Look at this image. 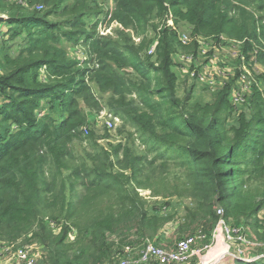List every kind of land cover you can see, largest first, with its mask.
I'll use <instances>...</instances> for the list:
<instances>
[{"label":"trees","instance_id":"obj_1","mask_svg":"<svg viewBox=\"0 0 264 264\" xmlns=\"http://www.w3.org/2000/svg\"><path fill=\"white\" fill-rule=\"evenodd\" d=\"M103 2L0 0V243L39 246L41 264H117L121 239L110 237L159 243L175 220L161 211L177 205L148 203L138 190L189 201L179 240L200 229L207 244L219 207L264 243V0ZM148 32L157 38L151 56ZM197 38L239 42L246 63L255 56L262 71L252 72L244 103L230 100L235 78L214 92L203 85L207 100L195 97L197 82L178 95L173 58L197 55ZM70 45L95 59L72 61ZM124 69L133 78L117 74ZM89 83L111 92L106 105L134 130H118L126 144L106 148L97 143L106 135H83L87 109H100ZM170 165L179 168L171 180Z\"/></svg>","mask_w":264,"mask_h":264},{"label":"built area","instance_id":"obj_2","mask_svg":"<svg viewBox=\"0 0 264 264\" xmlns=\"http://www.w3.org/2000/svg\"><path fill=\"white\" fill-rule=\"evenodd\" d=\"M10 2H16L18 5L25 6L26 0H8ZM37 11H41L43 6H36ZM166 25L172 26L171 19L166 20ZM161 26L158 28V31ZM1 39V35H0ZM191 38L188 35L180 34V42L182 45H188ZM198 52L197 55H187V54H176L175 63L180 71L181 78L184 80L195 81L198 84L207 86L211 92L220 89L228 80L235 78L233 91L231 92L230 100L234 106H239L245 102V95L249 90L251 85L252 72L257 74V71L261 66L256 62L255 56L249 62L246 63L245 57L239 51H226V60L240 59V63L235 67L221 66L222 58L218 53L221 45H224L228 41L233 46L238 45L240 48V43L236 41H229L224 38H220L218 41L197 38ZM157 44V38L155 34L152 36V42L148 47L146 53L148 56L154 54V49ZM222 50V49H221ZM2 69L0 67V74ZM98 119H102L105 128L110 131L119 123V117L111 114L100 113ZM84 134H88V128L85 126L82 128ZM141 190H138L141 196ZM142 197V196H141ZM144 198V197H143ZM146 199V198H144ZM217 223L212 232L210 241L200 247L198 244L205 240V235L198 229L192 234H187L182 239L178 240L172 248L159 247L149 240L142 241L138 248L126 245L119 249L116 253V258L118 259L117 264H186L189 262L190 258L193 256H200V252H209L212 247L218 244L219 238L221 237L223 243L230 242L234 239V236L241 234L238 240L243 244L253 246V252L261 246L257 245L247 238L243 233L241 227H233L230 221L224 217V209L216 208ZM260 224L264 227V213L259 216ZM49 228L53 233H58L60 227L53 222H49ZM243 236V237H242ZM248 240H246V239ZM254 238V237H252ZM255 239V238H254ZM256 240V239H255ZM114 243L119 241L113 240ZM17 243H0V262L6 261L10 264H39V260L42 259L43 254L38 253L32 247L28 245L19 246ZM28 246V247H27ZM32 246V245H30ZM35 246V245H34ZM40 248V247H39ZM138 251V257L136 260H132V254ZM241 252L238 251V256L233 257L237 261L253 262L254 260L244 259L241 257ZM232 256L230 252V246H228L225 256Z\"/></svg>","mask_w":264,"mask_h":264},{"label":"rangeland","instance_id":"obj_3","mask_svg":"<svg viewBox=\"0 0 264 264\" xmlns=\"http://www.w3.org/2000/svg\"><path fill=\"white\" fill-rule=\"evenodd\" d=\"M108 2H110V0H108ZM105 2H103V0H99V4H104ZM35 6V5H34ZM30 7L29 6V10H36L37 8L36 6L34 7ZM105 8H107V4L105 3ZM93 20L88 21V23H92ZM5 26L6 24L4 22H0V30L2 29V31H5ZM187 30L186 26H181L180 27V31L181 34L182 32H185ZM153 32H148V36L152 37L153 36ZM130 36H132V33H130ZM141 39V36L139 37H134V41H138ZM224 45H221L220 50H219V55L222 58V63H220L221 66H227V67H235L236 65H238V60L235 59L233 60H226V51H239L241 48H239V46L237 45H232L231 43H228L224 41ZM222 49V50H221ZM67 56L69 59H71L72 61H77L79 64L85 63L86 61H88L90 58L95 59L94 57H87L86 56V51L84 50L83 47L81 46H74V45H70L67 48ZM80 67H84V65H79ZM90 66H93V63H90ZM176 66V64H175ZM172 72L174 73H178L177 68L173 67ZM262 71V69L260 68L257 73H260ZM119 76H121L124 79H129V78H133L132 77V70L131 69H124L121 70L117 73ZM179 90H178V95L182 96L184 94V90L185 89H189L191 88L192 82L195 81H189L187 80V83L179 80ZM196 83V82H195ZM90 87H91V92L93 93V95L95 97H97L99 99L98 105L100 107V109H93V111H90L89 108L87 109V113H88V123H87V128L88 131L90 130L96 137H105V135L108 137V139H101L98 140V144L102 145L103 147L108 148L109 145H117L118 143H121L122 145L127 143V138L125 134H121L118 135V130H123L127 133H132L134 130L128 126L125 125L124 122L122 121V118L119 117V123L110 131H108L105 128V124L103 122L102 119H98V117L100 116V113L103 112L104 114L108 115H114L111 112V109L106 105V103L109 100V96L111 95V92H106V93H100L96 86L92 83H89ZM195 86V91H194V95L195 97L198 98H202L203 100H207V93L203 91V95H202V89H204L201 84H196L193 85ZM206 91V90H205ZM118 98V95H115ZM127 100H129V98H127ZM124 128V129H123ZM84 136H87L86 134L83 133ZM135 140L134 145L137 151H143L144 148L140 147L138 140H136V138H133ZM130 142V141H129ZM87 148V143H83V147H78V153H82L83 150ZM154 155V153H152L150 155V158H152ZM175 171H179V168L176 167L175 165H170L167 168V176L168 179L171 180L173 178V174L175 173ZM142 191V190H141ZM151 193V192H150ZM150 193L148 191H142L141 192V196L146 198V200L148 201V203H153L154 201L157 202H161V201H166L165 203H170L172 205H177L175 207V209H166V208H162L161 213H174V217L175 220L167 225H165L162 230L160 231L159 235H163L164 238L157 243V241H153V240H149L150 242H152V244L159 246V247H163V244L166 246H171L173 247L175 245V243L179 240V234L177 231L178 228V224H179V218L182 216L184 208L186 206H188L189 201L183 199V200H178L176 198H172V199H167V200H162L160 197L159 198H151L150 197ZM197 230V229H196ZM134 233V232H133ZM243 233L245 234V236L248 238H251L252 240H250L251 242L260 245L259 247L260 250V254L258 253V250L256 249L254 252L253 250V246L251 247L250 245L247 244H243L241 241L238 240V237L241 236V234H238L236 236H234V239L230 242H226V245L223 243V240L221 238L220 244L218 247H212L211 251L209 252H200V256H193L190 258L189 262L186 264H245L246 262H240L237 261L236 259H234L233 257H237L238 256V251L241 252L242 258L244 259H249V260H254L253 262H249V263H254V264H264V243H259L257 240H255L253 237V232L249 231L248 229L243 230ZM186 236V235H184ZM183 236V237H184ZM131 237V236H129ZM158 237V236H157ZM243 237V236H242ZM156 238V237H155ZM110 239L113 240H117L120 241V245L121 246H126L127 243H129L130 240L132 239H126L123 238L121 236H117V235H113L112 237H110ZM246 239V238H245ZM248 240V239H246ZM141 241V240H140ZM145 241V240H143ZM142 242V241H141ZM140 242V243H141ZM140 243H137L135 245H140ZM20 241H18V243L16 245H19ZM21 245V244H20ZM32 246L28 245L29 247H32L33 249H35L36 252L38 253H43L42 249L39 248V246L34 244H31ZM138 246H134L136 248L139 247ZM23 246V245H21ZM27 246V247H28ZM228 246H230V252L232 253V256H225L224 258L223 255L226 253V250L228 248ZM134 253V252H133ZM138 251H135V254H137ZM39 264H41V260H39Z\"/></svg>","mask_w":264,"mask_h":264},{"label":"crops","instance_id":"obj_4","mask_svg":"<svg viewBox=\"0 0 264 264\" xmlns=\"http://www.w3.org/2000/svg\"><path fill=\"white\" fill-rule=\"evenodd\" d=\"M67 53H68V52H67ZM174 60H175V57L173 58V63L176 64ZM175 67L177 68V66H175ZM175 67H174V68H175ZM177 70H178V68H177ZM176 74L178 75L179 80H182V81H184V82L187 83V80H184V79L181 78V75H180V71H179V70H178V73H176ZM178 82H179V81H178ZM179 83H180V82H179ZM161 236H162V235H161ZM163 238H164V236L162 237V239H163ZM154 240L156 241V239H154ZM154 240H153V241H154ZM203 242H204V241H203ZM203 242L200 243V244H198L197 247H200V246L204 245ZM115 244H116V243H115ZM116 245H119V244L117 243ZM126 245H129V244H126ZM163 247H164V248H167V249L172 248L171 246H166V245H164V244H163ZM259 252H260V248H258V253H259ZM259 254H260V253H259ZM137 257H138V253L135 254V252H134V253L132 254V260H136ZM0 264H10V263H9V262H6V261H1Z\"/></svg>","mask_w":264,"mask_h":264},{"label":"bare ground","instance_id":"obj_5","mask_svg":"<svg viewBox=\"0 0 264 264\" xmlns=\"http://www.w3.org/2000/svg\"><path fill=\"white\" fill-rule=\"evenodd\" d=\"M221 241V237L219 238L218 244L215 247H218ZM225 244V243H224Z\"/></svg>","mask_w":264,"mask_h":264}]
</instances>
